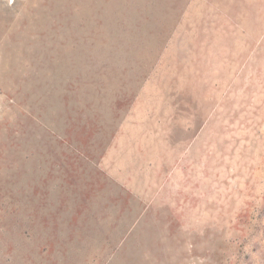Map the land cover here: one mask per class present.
Wrapping results in <instances>:
<instances>
[{"label": "rangeland", "instance_id": "374dc122", "mask_svg": "<svg viewBox=\"0 0 264 264\" xmlns=\"http://www.w3.org/2000/svg\"><path fill=\"white\" fill-rule=\"evenodd\" d=\"M0 264H264V0H0Z\"/></svg>", "mask_w": 264, "mask_h": 264}]
</instances>
